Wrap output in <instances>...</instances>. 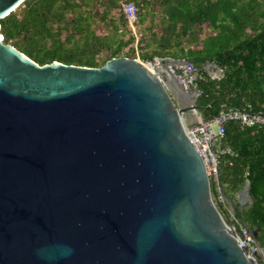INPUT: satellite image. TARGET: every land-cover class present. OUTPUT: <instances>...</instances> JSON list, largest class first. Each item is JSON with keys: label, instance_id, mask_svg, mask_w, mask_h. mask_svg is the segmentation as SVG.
Instances as JSON below:
<instances>
[{"label": "water", "instance_id": "1", "mask_svg": "<svg viewBox=\"0 0 264 264\" xmlns=\"http://www.w3.org/2000/svg\"><path fill=\"white\" fill-rule=\"evenodd\" d=\"M198 94L139 59L39 65L0 32V264H252L186 134Z\"/></svg>", "mask_w": 264, "mask_h": 264}, {"label": "trees", "instance_id": "2", "mask_svg": "<svg viewBox=\"0 0 264 264\" xmlns=\"http://www.w3.org/2000/svg\"><path fill=\"white\" fill-rule=\"evenodd\" d=\"M140 6L150 0H126ZM162 13L159 33L151 21L150 36L138 39L128 35V22L118 0H25L15 11L0 20L3 43L15 47L39 65L53 61L68 65L101 67L117 57L155 58L187 61L195 68V104L203 120L221 111L250 105L264 112V0H159ZM134 4V5H135ZM146 14L138 13L141 26ZM107 33L98 35L94 24ZM203 29L210 31L200 38ZM127 48L126 51L124 49ZM103 54L104 57H101ZM214 64L222 72L211 78L205 66ZM222 146L230 154L222 155L216 179H209L213 202L226 224L243 226L254 233L255 242L264 250V128L225 126ZM249 182L251 204L236 207L235 222L224 204L223 196L234 199Z\"/></svg>", "mask_w": 264, "mask_h": 264}, {"label": "built area", "instance_id": "3", "mask_svg": "<svg viewBox=\"0 0 264 264\" xmlns=\"http://www.w3.org/2000/svg\"><path fill=\"white\" fill-rule=\"evenodd\" d=\"M121 11L128 22L131 31L135 32L138 23V9L134 3L128 2L121 6ZM136 38V44L138 38ZM158 60L155 58L153 61ZM152 62H142L148 68L153 66ZM169 74L174 76L180 87L185 92L196 89L197 76L195 68L191 63L176 62L166 66ZM199 96V94H198ZM228 123H236L240 128H264V112L254 111L250 105L242 109L230 108L221 111L210 120L200 119L194 126L186 129V134L203 160L205 171L209 179H216L218 175L219 158L230 154V149L222 146V138L225 134V126ZM245 228V227H244ZM245 233L239 232V242L242 247L247 248L252 264H264V257L260 255V249L254 240V233L245 228Z\"/></svg>", "mask_w": 264, "mask_h": 264}, {"label": "rangeland", "instance_id": "4", "mask_svg": "<svg viewBox=\"0 0 264 264\" xmlns=\"http://www.w3.org/2000/svg\"><path fill=\"white\" fill-rule=\"evenodd\" d=\"M118 1L121 4H124L125 3L124 1H126V0H118ZM139 1L142 2V0H139ZM150 1H152V5L149 6L147 9H144V10H141L140 6L138 7L137 4L134 3L135 6L138 9V13L146 14V20H145L144 24H142L141 26L137 25L135 27V32H133L131 30H129V32H126L125 39H127L129 33H130V35H133V36L135 34L136 37L138 39H141V40H144L145 38H148L150 36V32L146 31L145 29H146V27L149 26L151 21L153 22V24L155 26L154 30L156 31V33H159V29L156 28V25H159L160 19L163 16L161 11H160V9L158 8V6H159V2L158 1L159 0H150ZM92 27H93V29L96 30V33L98 35H104V34L107 33L106 29L103 28V26L101 24L97 23V24H94ZM209 34H210V31H208L207 29H203V31L200 33V38H205ZM133 47H134V49H136V52H140L141 51L140 47H137L136 38L134 40ZM126 50H127V48L124 49V51H126ZM101 57H104L103 54H102ZM136 59H138V58H136ZM154 63H156V61H153V65H154ZM205 71H207L208 74L211 75L213 78H220L221 75H222L221 70L219 68H217L216 65H214V64H207L205 66ZM187 93H192V91L187 92ZM187 101H188V103L190 102L189 101V97L187 98ZM195 117L198 119V121L200 119H202V117H201V115L199 113H195ZM188 119L192 120V119H194V116L193 115H189ZM219 191H220V196L217 199V201H219L220 203L224 204L223 208L228 212V214L230 215L231 220H233L235 222V219L232 216L234 215V211H235L236 207L241 208V207L249 206L250 203H251V199L249 198V196H243L242 194H240V192L235 194L234 199H229L226 196L221 195V194H223L221 190H219ZM233 226L235 228H237L234 224H233ZM238 229H239V232H241L242 234H244L245 231H246L243 226L238 227ZM260 255H261V257H263L261 251H260Z\"/></svg>", "mask_w": 264, "mask_h": 264}, {"label": "bare ground", "instance_id": "5", "mask_svg": "<svg viewBox=\"0 0 264 264\" xmlns=\"http://www.w3.org/2000/svg\"><path fill=\"white\" fill-rule=\"evenodd\" d=\"M150 70L156 75V76H158L160 79H162L163 78V75L165 74V73H167L168 72V69L167 68H165V67H163V66H161V65H157V66H152L151 68H150ZM164 70V71H163ZM189 96V95H188ZM190 101V100H189ZM186 103L187 104H189L188 103V101H187V99H186ZM193 116H194V118H196L195 117V114H193Z\"/></svg>", "mask_w": 264, "mask_h": 264}]
</instances>
